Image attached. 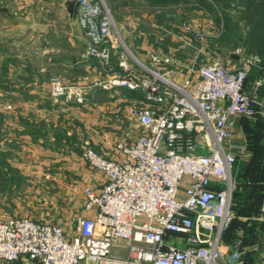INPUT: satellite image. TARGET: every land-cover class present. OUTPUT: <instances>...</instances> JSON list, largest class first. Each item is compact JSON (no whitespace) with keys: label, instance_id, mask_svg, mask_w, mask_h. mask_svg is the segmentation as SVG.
<instances>
[{"label":"built area","instance_id":"built-area-1","mask_svg":"<svg viewBox=\"0 0 264 264\" xmlns=\"http://www.w3.org/2000/svg\"><path fill=\"white\" fill-rule=\"evenodd\" d=\"M81 3L80 23L90 40L86 55L111 75L109 87L143 94L142 102L131 101L128 110L138 135L119 141L114 157L91 146L83 150L85 162L105 181L98 189H86L83 208L88 215L77 217L71 234L58 222L0 218V260L244 264L241 241L231 247L223 242V234L234 218L233 170L249 156L244 143L231 141L236 118L264 115V100L245 89L249 71L261 58L240 48L239 65L231 70L195 32L193 41H204L203 49L212 57L200 59L201 50H196L197 77L179 82L161 65L169 59L152 56L156 67H149L120 35L114 45L116 24L105 0ZM115 47H121L118 63L123 72L113 66ZM263 85L264 77L255 82L254 91ZM73 88L57 79L51 92L68 102L85 103L87 98Z\"/></svg>","mask_w":264,"mask_h":264},{"label":"crops","instance_id":"crops-1","mask_svg":"<svg viewBox=\"0 0 264 264\" xmlns=\"http://www.w3.org/2000/svg\"><path fill=\"white\" fill-rule=\"evenodd\" d=\"M9 1L12 0H0V13L6 10L5 7L7 6L5 4L9 6ZM22 1L27 6L30 5V0ZM67 1L70 0H65L66 3ZM74 1L77 6L76 11L79 12L82 0ZM171 9L177 11L175 13L183 15L184 20H169L168 23H164L166 27L170 28V31L166 32L161 30L165 26L163 23H159V25L155 24L154 18L151 15H146L149 12L166 9L148 8L146 2H143L141 6H137L133 5L130 0H127V14H129L128 17L131 20L127 22V40H124L121 36L120 38L123 42H126L124 43L130 51L146 65L149 61L152 67H156L151 62L152 56L156 55L162 60H170L169 62H161V65L164 69L171 71L179 82H183L190 77L195 79L197 77L196 68H194L197 56L196 50H201L202 54H199L200 59L212 57V53L209 50L203 49L204 44L202 42L206 41L209 46L210 40L219 37L222 29L215 24L211 15L204 10L194 9L191 6H177ZM186 11L195 12L201 18H193L190 22H186ZM135 12L141 17L133 19L132 15ZM145 19L155 27L154 30L147 28ZM188 24L191 28L184 27V25ZM5 29V25H0V73L6 68L8 72L14 75V73L18 72L16 67L14 68L13 58L12 56L11 58H7L5 52L8 47H13L19 43V38L14 36V34H6ZM197 30L201 31L200 34L206 38L201 43L195 42L192 39L194 33L198 32ZM113 43L116 46V42ZM241 47L229 49L223 47L222 49L220 48V51L218 49L216 51L223 57L226 67L232 70L239 65L241 60V54L237 52ZM118 53V48H113V58L115 60H118ZM245 53H248V51L245 50ZM135 69L138 72L142 70L139 66H135ZM104 75L107 78H111L110 74L105 73ZM38 87L36 82H29L22 86L17 84L8 86L3 83V80H0V178L7 179L9 184L14 186L18 183L20 175L24 176L26 174L29 177L33 173L36 176L37 173L35 172L41 171L43 165L49 167V169H53L55 172L54 177L49 176L47 180L51 182L53 179L51 183L55 186L57 185L59 188L58 196L62 197V201L70 204L66 207L65 213L63 210L61 211V213L69 215L68 219L67 216L62 217L58 223L68 228V232L71 234L76 226V218L71 220V217L79 210L81 202H85L86 189L88 187L98 189L105 181L99 172L92 169L85 162L82 157L83 150L91 146L108 157L116 156L115 148L119 141L127 138L134 139L138 135V126L128 120V110L130 109L131 101L138 102L144 99V97L142 93L125 91L127 93H124L127 95V101L124 108H121V111H119L114 110L115 105L110 101V97L108 98L106 94L108 91L105 89H99L97 93V97L103 102L100 103L102 105L98 104L97 106V103L92 102V104L97 106L95 108L89 104L66 103L64 100H57L59 102H55L50 98L49 92H43L42 94ZM5 96L9 98V101L7 100L8 106L3 105ZM96 109H105V113ZM107 110L112 113L114 111L120 113H116L118 115L115 114V118L108 115L106 113ZM126 115L127 126L125 124ZM239 118H236V122ZM111 121H114L116 124L112 125ZM105 126L111 127L112 130L104 129ZM126 127L127 133L124 130ZM244 140V131L236 125L231 141L244 143ZM21 158L22 162L20 161ZM33 164L36 167L34 169L38 168L37 171H31ZM52 165L53 168H51ZM249 203H253V197ZM257 203L258 200L253 204L252 208L257 207ZM233 204L235 207L237 206L234 199ZM260 211V215L251 214V216H248L240 213L241 215L238 216L246 224L244 226L245 229L250 227L245 247V252L248 254L246 253L244 264L245 261L247 262L246 264H259V262L264 264V202L261 205ZM3 215L1 212V216ZM84 215L88 214L83 208L81 212L76 214V217ZM66 220H68V223ZM253 225L255 226V233L251 230ZM244 228L239 229L242 234L245 233ZM0 264L40 263L36 260L21 258L12 263L0 260Z\"/></svg>","mask_w":264,"mask_h":264},{"label":"rangeland","instance_id":"rangeland-1","mask_svg":"<svg viewBox=\"0 0 264 264\" xmlns=\"http://www.w3.org/2000/svg\"><path fill=\"white\" fill-rule=\"evenodd\" d=\"M143 2L145 1L139 0L135 3L143 4ZM29 3L30 5L27 6L22 0L9 1V6L5 4L7 6L5 7L6 10L0 13V25H5L6 34H14L19 38V43L13 47H8L5 52L7 58L12 56L14 68L16 67L18 73L12 75L5 68L0 73V80H3V83L8 86L16 84L22 86L29 82H36L42 94L43 92H49L50 98L55 102H59L61 100L65 101L64 97L58 98L52 95L51 92L53 82L59 79L66 86L80 90L86 98L88 96L87 101L82 104H89L95 108L98 104L103 103L97 97L99 89H105L108 91L106 93L108 98L110 97V101L115 105L114 110L121 111L127 101V95L124 94L127 90L120 86L109 87L111 78L104 75L105 72L96 59L86 55L90 40L81 26L79 12L75 11L76 2L74 0L67 1V3L65 0H30ZM105 3L111 10L116 24V29L112 35L113 41L117 42L116 39L119 35L127 40V22L131 20L128 17L129 14H127V5H123L122 0H105ZM168 12L177 11L169 9L149 12L146 15H151L156 21L155 24L159 25V23L169 22L164 17V14ZM185 14L186 22H190L193 18H201L192 11H186ZM139 16L135 12L132 18ZM144 21H146L147 28L155 29L147 19ZM169 29L165 25L161 30L167 32ZM198 33L200 34L201 31H198ZM118 42L120 44L119 40ZM130 60L135 64L132 57ZM147 65L152 67L149 61ZM8 99L5 96L4 106H8ZM93 101L97 103V106L92 104ZM42 103L44 104V102ZM96 110L105 113V109ZM106 113L116 118V115H118L116 113L120 112L114 111L112 113L107 110ZM125 119L127 126V117ZM111 123L112 125L116 124L114 121H111ZM104 129L112 130L111 127L107 126ZM124 130L127 133V127ZM126 140L131 139L127 138ZM20 161L22 162V158ZM20 161L19 163H21ZM53 165L51 168H53ZM34 168L36 167L33 164L31 171H37L38 168ZM35 173H37L36 176L31 173L29 177L26 174L24 176L20 175L18 183L14 186L10 185L7 179L0 178V218L25 216L39 221L56 223L60 222L62 217L67 216L68 219L69 215L64 213L67 210L66 207L70 204L62 201V197L58 196L59 188L51 183L53 179L51 182L47 180L49 176L54 175L53 169L43 165L41 171ZM81 203V207L74 213L75 215L71 217V220L73 218L77 219L76 214L82 211L84 202ZM62 210L64 213H61ZM1 212L4 214L3 216H1ZM66 222L68 223V220Z\"/></svg>","mask_w":264,"mask_h":264},{"label":"trees","instance_id":"trees-1","mask_svg":"<svg viewBox=\"0 0 264 264\" xmlns=\"http://www.w3.org/2000/svg\"><path fill=\"white\" fill-rule=\"evenodd\" d=\"M133 5L139 0H130ZM151 9H166L173 7H188L200 9L207 12L213 18L215 24L222 29L220 36L211 39L209 47L212 49L234 48L242 46L249 54L261 58V63L255 65L249 71L245 89L258 100H264V85L257 92L254 91V83L264 77V0H143ZM127 5V0H122ZM77 6L75 5V11ZM167 20L183 21L184 17L175 12L164 14ZM120 50V48H118ZM113 66L122 71L118 60L113 58ZM127 90V89H126ZM132 93H135L131 91ZM238 125L245 133L244 144L247 146L248 158L239 160L234 167L235 188L233 193L234 218L224 231L223 242L231 247L237 241H241L239 248L244 250L248 238V229L238 216L260 215L261 205L264 202V115L256 114L254 117H240ZM5 156V155H4ZM5 159V157H4ZM253 197V203L249 201ZM258 200L257 207L253 204ZM239 205V206H238ZM241 213V214H240ZM250 221V220H249ZM252 221V220H251ZM254 222V221H252ZM251 230L255 233V226ZM245 229L242 234L239 229ZM251 232V231H250ZM244 252V259L246 257ZM248 254V253H247ZM247 262L245 261V264Z\"/></svg>","mask_w":264,"mask_h":264}]
</instances>
